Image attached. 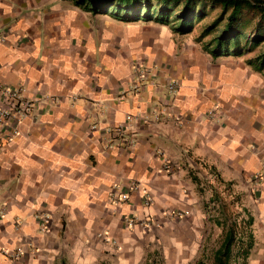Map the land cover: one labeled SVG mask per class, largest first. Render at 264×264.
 <instances>
[{
  "label": "crops",
  "instance_id": "1",
  "mask_svg": "<svg viewBox=\"0 0 264 264\" xmlns=\"http://www.w3.org/2000/svg\"><path fill=\"white\" fill-rule=\"evenodd\" d=\"M247 58L74 0H0V86L32 101L0 127V264H186L209 218L225 232L202 206L264 172Z\"/></svg>",
  "mask_w": 264,
  "mask_h": 264
},
{
  "label": "trees",
  "instance_id": "2",
  "mask_svg": "<svg viewBox=\"0 0 264 264\" xmlns=\"http://www.w3.org/2000/svg\"><path fill=\"white\" fill-rule=\"evenodd\" d=\"M74 3L91 13L107 14L120 21L152 20L168 25L177 34L190 32L194 24L204 18L206 9L216 6L219 8L216 17L204 25L195 38L200 41L210 31L216 30L202 44V50L211 57L240 56L264 42V0H74ZM218 24L220 26L217 27ZM246 64L264 75V44L257 53L246 59ZM241 211L244 213L246 210L241 208ZM217 214L222 218L220 222H223L225 215L221 210ZM214 220L218 221L216 218ZM251 221L249 215L246 224L249 225ZM245 233L248 247L251 234ZM235 234L236 230L231 224L214 252V264H230Z\"/></svg>",
  "mask_w": 264,
  "mask_h": 264
},
{
  "label": "rangeland",
  "instance_id": "3",
  "mask_svg": "<svg viewBox=\"0 0 264 264\" xmlns=\"http://www.w3.org/2000/svg\"><path fill=\"white\" fill-rule=\"evenodd\" d=\"M218 11L219 8L216 6L206 9L204 18L194 24L193 29L190 31L191 35L194 36V40L199 30L204 25L209 24L216 17ZM218 26H220V24H218L217 27ZM215 31L216 30H212L201 38V47L203 43L214 35ZM263 44L264 42H261L254 49L243 54L251 57L263 47ZM263 179L264 172L260 174H251L248 177V186L246 189L234 188L228 190L224 188L223 193L218 194V198L214 197V203L213 201L212 203L208 201V203H204V206H202L204 214H209L210 216H214L218 213V210H221L223 215H225V220L223 221L224 225H222L224 227L223 229L233 224L236 230L235 241L232 244L233 250L230 264H264V192H262V195H256ZM207 190L208 193H213L212 189ZM241 208H244L246 211L243 213ZM249 215L252 217V221L247 225L246 219ZM220 228L214 227L210 218L206 221L200 232L201 238H199L200 242L198 244L199 251L197 254L192 255V258H189L190 260L186 264H214L213 251L220 245L224 233ZM245 232L251 234L248 247V237ZM240 233H242V236H239ZM244 251H246V253H244ZM235 253L237 256H235ZM148 261L149 264H165L162 255L157 251L156 253L151 252Z\"/></svg>",
  "mask_w": 264,
  "mask_h": 264
},
{
  "label": "built area",
  "instance_id": "4",
  "mask_svg": "<svg viewBox=\"0 0 264 264\" xmlns=\"http://www.w3.org/2000/svg\"><path fill=\"white\" fill-rule=\"evenodd\" d=\"M138 77L144 74L145 70L140 67H135L133 70ZM174 86L173 83H169L167 88L170 90ZM32 101L24 97L18 88H10L6 86H0V127L10 120L20 121L28 116L31 110ZM109 147L107 143L103 145ZM164 167L167 166V159L162 158ZM170 169V168H169ZM150 199H148L149 203Z\"/></svg>",
  "mask_w": 264,
  "mask_h": 264
}]
</instances>
